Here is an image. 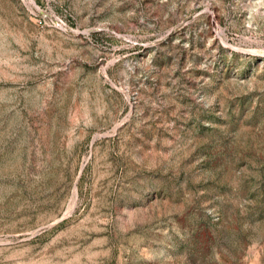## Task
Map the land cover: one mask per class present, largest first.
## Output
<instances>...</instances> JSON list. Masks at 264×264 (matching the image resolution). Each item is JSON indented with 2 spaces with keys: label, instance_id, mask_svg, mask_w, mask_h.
Listing matches in <instances>:
<instances>
[{
  "label": "rangeland",
  "instance_id": "374dc122",
  "mask_svg": "<svg viewBox=\"0 0 264 264\" xmlns=\"http://www.w3.org/2000/svg\"><path fill=\"white\" fill-rule=\"evenodd\" d=\"M0 264H264V0H0Z\"/></svg>",
  "mask_w": 264,
  "mask_h": 264
}]
</instances>
